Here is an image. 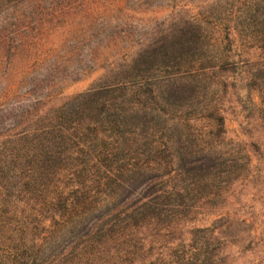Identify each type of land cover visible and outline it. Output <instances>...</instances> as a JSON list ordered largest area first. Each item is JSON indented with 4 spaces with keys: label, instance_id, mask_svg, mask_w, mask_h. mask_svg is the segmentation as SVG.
Returning <instances> with one entry per match:
<instances>
[{
    "label": "trees",
    "instance_id": "trees-1",
    "mask_svg": "<svg viewBox=\"0 0 264 264\" xmlns=\"http://www.w3.org/2000/svg\"><path fill=\"white\" fill-rule=\"evenodd\" d=\"M83 16L79 20L87 22ZM43 19L24 11L0 26V241L4 232L17 240L11 263L219 264L225 245L247 249L256 231L241 205L216 204L241 192L259 170L261 146L228 138L218 99L204 107L209 128L178 121L165 129L124 130L127 119L140 113L135 104L126 105L125 94L150 84L141 75L98 90L117 96L79 95L69 106L41 112L62 84L56 69L38 72L43 49H33L40 44L34 32H46ZM170 50L177 49H165L163 57ZM256 65L246 83L264 94V62ZM18 76L22 95L10 83ZM166 86L172 99L196 98L194 80L173 78ZM45 205H59L55 227L45 223ZM163 228L180 233L176 250L187 231L194 252L167 259L143 254L137 236ZM107 243L111 250L125 245V252L105 257Z\"/></svg>",
    "mask_w": 264,
    "mask_h": 264
},
{
    "label": "rangeland",
    "instance_id": "rangeland-1",
    "mask_svg": "<svg viewBox=\"0 0 264 264\" xmlns=\"http://www.w3.org/2000/svg\"><path fill=\"white\" fill-rule=\"evenodd\" d=\"M32 9L44 17L47 28L45 33L34 32L40 44L33 49H43L38 72L42 75L49 68L56 69L62 82L41 112L69 106L79 95L109 97L115 92L98 93L99 88L121 77L141 75L150 84L125 94L126 105L135 104L140 113L127 119L124 130L137 125L165 129L178 121L192 129L209 128L204 107L218 99L226 110L228 138L240 136L261 146L255 162L259 170L251 174L241 192L216 205H241L242 214L256 231L244 251L222 247L226 255L219 264H264V94L246 83L256 64L264 62V0H0V26L12 15ZM73 16L77 17L74 30ZM81 16L89 20L81 21ZM165 49L177 50L163 57ZM4 72L3 68L0 76ZM173 78L194 80L196 98L188 102L170 98L166 85ZM20 79L10 83L22 95L25 89L20 90ZM58 206L45 205L47 227L60 221ZM180 236L164 228L149 230L137 236L138 246L143 245V254L153 259L194 252L187 231L176 250L173 240ZM16 246L17 240L4 232L0 264H15L11 259ZM101 249L105 257L116 259L125 252V245L111 250L107 243Z\"/></svg>",
    "mask_w": 264,
    "mask_h": 264
}]
</instances>
